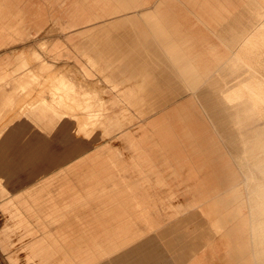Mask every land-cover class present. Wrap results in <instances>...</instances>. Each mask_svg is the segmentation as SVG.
<instances>
[{"label": "crops", "instance_id": "0c3cea01", "mask_svg": "<svg viewBox=\"0 0 264 264\" xmlns=\"http://www.w3.org/2000/svg\"><path fill=\"white\" fill-rule=\"evenodd\" d=\"M20 1L0 0V46L11 39H23L28 34ZM154 1L150 5L149 0H76L77 7L72 9L76 13L71 12L70 15L110 16L115 18L107 21L110 27L131 29L135 33L131 37L107 35L100 42L91 40L85 51L82 50L92 65L108 57L120 62L111 68L116 72L111 75L119 74L120 78L110 77V81L113 82L112 87L123 89V96L144 97L148 90H153L156 95V90L174 91L180 86L191 92L210 116L214 129L227 148V152L221 155L215 154L214 150L218 148L213 147V143L208 147L199 143L197 134L187 127L180 128L176 142L171 117L153 122L149 132L145 130L141 136L151 139V145L160 155L144 153L143 141L140 142L143 138H135L130 132L125 134L129 147L137 152L127 159L133 161L131 167L135 177H153L157 184L164 185L165 175L161 169L154 168V161L172 162L168 172L173 176H180L184 171L187 176L202 172L214 176L212 184L209 180L196 184L190 201L207 220L205 242L203 245L177 243L178 248L168 246L169 250L175 248L174 256L170 258L169 252L166 254L164 243L158 242L160 228L164 224L149 211L154 202L142 193L139 180L121 184L114 178L127 177L128 169H111L115 161L110 157L107 160H112V165L91 164L97 157L85 155L94 138L102 131L109 133L120 127L121 119L107 115L101 107L102 102L97 103L99 108L96 109L91 106L85 110L83 105L81 112L84 115H98L97 127H91L86 133L84 116L75 123V112L55 109L56 106L74 107V98L84 104L86 93L76 90L75 94V84L71 80L62 75H52L46 77L50 80L51 100L41 97L25 101L20 104L19 116L0 128V176L3 177L0 178V198L16 219V226L34 235L26 247L30 250L29 257L38 264H117V253H121L120 264H129L142 255H146V259L150 255L155 256L159 249L164 252L160 253L164 259H173L171 264H258L253 242H264V202L245 200V190L240 185L243 173L237 162L249 153L251 131H264L263 124H252L243 102L249 98L248 91L240 89L248 81L264 82V60L260 58L263 48L253 49L258 53L254 56L256 58L248 56L251 51L248 41L264 33V0H237L235 3L234 0ZM90 2L97 4V9L90 10L93 7L87 5ZM173 3L181 5L182 10L175 8ZM186 14L194 16L219 43L207 42L203 46L201 42L206 38L186 30L182 21ZM90 20L93 19H86ZM74 25V21L69 20L64 28ZM241 51H248V55L242 56ZM58 52L53 51L54 54ZM152 67L159 69L160 80L153 78ZM40 76L25 67L24 62L11 69L0 66V118L18 104L14 96L24 91L31 81L40 82ZM120 83L123 84L118 86ZM7 84L10 89H7ZM163 94L159 96L163 97ZM229 97L241 100L230 102L227 100ZM157 105L153 103L148 112L154 111ZM180 111L177 119L182 122L187 118L183 114L185 107H180ZM76 125L85 132L84 138L73 135ZM66 136L79 143L70 149H49L52 143H62ZM257 138L260 139L259 135L252 138L254 143ZM189 151L195 157H202L190 164L185 153ZM64 161L67 162L65 165L62 164ZM85 171L87 182L93 178L92 189L87 185L86 194H79L76 182L85 183ZM109 179L112 180V193L108 195L105 194L104 182ZM53 192L56 196L51 195ZM46 200H52L53 206L43 212L41 209ZM61 200H64L62 206L58 204ZM91 201L100 207L90 216L87 222L90 226H85L81 237L73 238L60 229L52 231L46 222H41L45 223L40 229L41 235H35L38 219L42 216L49 223H56L65 216L62 208L75 217L77 206H81L83 213ZM30 214L36 221H30ZM215 236L222 241L221 247L213 240ZM152 242V246H145ZM203 246L209 247L203 249Z\"/></svg>", "mask_w": 264, "mask_h": 264}, {"label": "rangeland", "instance_id": "374dc122", "mask_svg": "<svg viewBox=\"0 0 264 264\" xmlns=\"http://www.w3.org/2000/svg\"><path fill=\"white\" fill-rule=\"evenodd\" d=\"M59 1H20L21 6L24 7V19L26 27L28 28V34L23 39H11L0 46V66L4 69H11L15 67L16 64L24 62L25 67L36 71L42 76H40V82L31 81L24 91L14 96L18 104L9 109L3 117L0 118V128L19 116L18 111L20 110V104L25 101L36 100L41 97L51 100V93L48 90L50 80L46 78L47 76L62 75L66 77L75 84V94H77V91L86 93L85 102L82 104L77 101V98H74V107L56 106L55 109L75 112V123L84 116L86 133H88L91 127H97L98 115L97 113L93 115L85 113L84 115L81 112L83 105L85 110H89L91 106L96 109L99 108L97 103L102 102L101 107L105 110L107 115L121 119L120 127H115L109 133L102 131L94 138L91 145L92 149L89 147L85 154L87 156L92 155L97 157L91 164L104 163L112 165L113 162L111 161L113 160L115 161V165L112 166L111 169H128L126 172L127 177H115L114 179L116 181L122 184L124 181L139 180L142 193L148 195L149 200L154 202L149 208V211L158 216L160 222L164 224L160 228L161 238L158 242L164 243V247L167 248L164 250L167 255L169 252L170 258L174 256V252H176L175 248H178L176 243H200L203 245L205 242V234L208 233L206 227L207 220L201 214L200 209L192 206L190 201L196 190V184L198 186L200 183L207 180H209V184H212L215 180L214 177L203 172L196 176H187L186 171L182 172L180 176H173L168 172V170H170L169 163L172 162L165 161H154L153 163L154 168L163 171L165 175L163 178L165 180L164 185L157 184L156 178L153 177L147 179L135 177L133 176L135 173L131 167L133 161L127 159H131L129 156L130 154H135L137 152L129 147L125 134L130 132L135 138H143L140 142L143 141L142 146L144 148V153L160 155V153L155 152L154 147L151 145V139L149 140L141 136L145 130H147L146 133L149 132L153 122H161L164 117H171L173 136L176 142L179 140L178 133L182 130L180 128L187 127L191 132L197 134L199 143L206 147L213 143V147H216V149L218 148L214 150L215 154L221 155L220 153L227 152V148L223 139L214 129L210 116L204 111L197 98H195L191 92L184 91L180 86H177V89L175 88L174 91H169L170 89H165L164 91L160 89L158 91L156 90V95L153 94V90H148L146 91L147 95L144 97L128 98L123 96V89L112 87L113 82L110 81V77L120 78L121 75L119 74L111 75L116 74L115 71H111V68L119 65L120 62L115 61L112 57H108L107 60H100L98 64L92 65L88 62L82 50L85 51V46H87L91 40L100 42L101 39L107 35L112 37L116 35H127L131 37L135 33L131 29L110 27L107 21L115 19L110 16L97 18L76 14L72 16L70 15L71 12L72 14L76 13V11L72 10L74 7H77L75 6L76 0ZM236 1L237 0H234L233 2L235 3ZM153 3H155L154 0H149L150 5ZM87 5L89 7L93 6L89 8L90 10L97 9V4L93 2ZM173 5L180 10L183 8L181 5L175 3H173ZM185 13L186 12H184V14ZM89 18L93 20L86 21V19ZM69 20H73L75 25L70 28H64L65 23ZM182 21L187 31L206 38V41L201 42L203 46L207 45V42L219 43L216 37L194 16L186 14L182 17ZM212 23L213 25L216 24L215 21ZM251 39L257 40L258 42L254 43V46H250V54L248 55V51H241L239 53L244 57L247 55L249 57H254L257 56L258 53L253 49L256 50V48L260 46L263 48V50L260 51V58L264 60V33L256 35ZM82 47H84V49ZM54 50L59 51V54H54ZM41 67H46V69L44 68L41 70ZM151 70L153 78L155 77L156 80H160L159 69L152 67ZM87 71L90 73L88 74ZM117 81H120V79ZM122 84L120 83L118 86ZM6 86L7 89L11 87L9 84ZM240 89L248 91L249 98L244 99L243 102L245 111H248L249 118L253 120L252 124L255 123L257 125L260 123V126L262 124L264 125V82L248 81L240 86ZM163 92L164 96H159L160 93ZM171 94L173 95L171 96ZM79 99H81V96H79ZM227 100L233 102L241 99L229 97ZM155 102L158 105L155 107L154 111L148 112V109H150ZM160 103L163 104L160 105ZM180 107H185L183 114L187 117L186 120L182 122L177 119L179 118L177 116L181 115ZM21 108H23V106ZM73 135L84 138L85 132L79 125H76L73 129ZM257 135H259L260 139H255L254 143L252 138L257 137ZM250 136L252 143L249 153L241 157V160L237 162L243 173V179L240 185L244 187L245 200L250 202H264V131L253 132L252 130ZM185 153L187 154V159L190 164H193L195 160H199V158L202 157V155H200L199 158L195 157L190 151ZM109 157L112 160H107ZM75 160L76 159L72 160L71 163ZM66 163L67 162L64 161L62 164L65 165ZM55 168L57 169L58 167H54L53 169ZM85 170L87 169L85 168ZM86 173L85 171V183L79 180L76 182V188L79 190V194L84 192L86 194L87 185L93 183V180H91L93 178H89L90 180L87 182L86 179L88 177ZM111 179L104 182L105 194L108 195L112 193ZM218 184V186H220V183ZM84 186L85 191L83 190ZM90 188L92 189V185ZM51 195L56 196V193L53 192ZM51 202L52 200H46L41 210L44 212L51 208L53 206ZM58 204L60 206L64 205V200H61ZM98 207H100V204L91 201L90 204L83 209L84 212L81 213V206L78 205L77 209L74 210L77 215L75 217L69 210L61 207L65 216H62L56 223H49V220L42 216L41 219H38L39 224L36 225L38 232H36L35 235L38 237L41 235L40 229H42V225L45 224H41V222H46L49 229L52 231L60 229L64 233H70L73 238H79L85 226H90L87 225V222L90 220V216L98 210ZM28 218L31 222L35 220L33 214H30ZM15 223L16 219H14L10 211L3 206L2 199L0 198V264H38L29 257L30 250L26 247V244L34 238V235L25 233L24 229L22 227H17ZM213 240L219 247L222 246V241L218 236L213 237ZM146 243L149 242L147 241ZM152 244L153 242L149 245L145 244V246H152ZM168 246H174L175 248L169 250ZM203 247H205L203 249H208L209 246ZM161 251L162 250L159 249L155 256L150 255L151 257L147 259L146 255L134 258L129 264H171L173 259H164L163 255L160 254H164V252ZM253 253L258 264H264V242H253ZM120 255L121 253L116 254L117 264H120ZM215 264H217V262Z\"/></svg>", "mask_w": 264, "mask_h": 264}, {"label": "snow or ice", "instance_id": "6c2138e0", "mask_svg": "<svg viewBox=\"0 0 264 264\" xmlns=\"http://www.w3.org/2000/svg\"><path fill=\"white\" fill-rule=\"evenodd\" d=\"M77 143L79 142L75 141L71 136H66L63 138L62 143H52L49 146V149L53 151H60V150H63L64 148L70 149V148L75 147ZM0 178H3V177L0 176Z\"/></svg>", "mask_w": 264, "mask_h": 264}, {"label": "bare ground", "instance_id": "6f19581e", "mask_svg": "<svg viewBox=\"0 0 264 264\" xmlns=\"http://www.w3.org/2000/svg\"><path fill=\"white\" fill-rule=\"evenodd\" d=\"M162 21V20H161ZM151 22H153V21H151ZM165 24V23H164ZM179 25H181V24H179ZM167 28V27H166ZM176 28V27H175ZM156 29V28H155ZM169 29V28H168ZM171 31V30H170ZM181 32V31H180ZM175 33V32H174ZM173 33V34H174ZM178 33H179V31H178ZM179 37V36H178ZM261 40V39H260ZM178 42H180V41H178ZM182 42V41H181ZM256 42H258L257 40L255 41V40H250V41H248V44H249V47L250 46H254V43H256ZM184 44V43H183ZM165 45V44H164ZM174 45V44H173ZM176 45V44H175ZM178 45H180V44H178ZM183 46V45H182ZM170 48V47H169ZM168 53H169V51H168ZM172 58V57H171ZM179 59V58H178ZM181 61V60H180ZM194 63H195V61H194ZM187 65V64H186ZM198 66V65H197ZM194 68V67H193ZM200 69V68H199ZM200 74V73H199ZM199 84V83H198ZM201 85V84H200ZM155 138V137H154ZM192 168V167H191ZM216 172V171H215ZM214 177V176H213ZM217 177V176H216ZM209 188V187H208ZM214 217V216H213ZM210 218H211V216H210ZM214 219H216V217H214ZM211 220H212V218H211ZM218 220V219H217ZM220 224V223H219ZM223 224V223H222ZM221 226V225H220ZM145 243V242H144ZM177 244V243H176ZM184 244V243H183ZM210 244V243H209ZM198 245V244H197ZM185 246V245H184ZM201 246V245H200ZM202 247V246H201ZM193 248V247H192ZM141 249V248H140ZM201 250V249H200ZM201 252H203V251H201ZM142 254V253H141ZM210 254V253H209ZM208 256V255H207ZM224 256V255H223ZM221 257V256H220ZM207 258V257H206ZM222 260V259H221ZM220 264H222V263H220Z\"/></svg>", "mask_w": 264, "mask_h": 264}]
</instances>
